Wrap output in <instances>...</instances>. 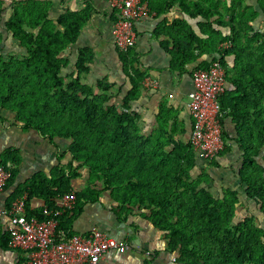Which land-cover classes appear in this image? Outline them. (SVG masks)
<instances>
[{
  "label": "trees",
  "instance_id": "trees-1",
  "mask_svg": "<svg viewBox=\"0 0 264 264\" xmlns=\"http://www.w3.org/2000/svg\"><path fill=\"white\" fill-rule=\"evenodd\" d=\"M146 1L157 17L173 7L183 14L164 18L155 30L168 39L163 45L169 46L172 66L184 70L203 55L218 57L224 66L231 87L219 99L221 124L225 116L234 124V141L242 152L237 170L241 189L224 188L216 195L205 186L207 174L192 175L195 150L166 128L173 117L163 106L157 127L142 134L131 103L139 98L146 73L138 68L132 47L118 52L130 83L119 101L112 100L113 84L85 82L92 49L78 48L73 63L65 51L96 12L90 0L57 16H51L49 0H18L0 20V47L10 38L21 48L7 55L0 48V122L37 131L57 149V163L17 184L6 204L26 193V215L42 219V207L31 209L29 202L40 198L53 207L58 195L73 191L72 180L85 169L82 188L73 191L74 208L59 218L57 229L67 235L75 234L70 224L84 204L107 192L119 221L137 215L163 233L164 252L175 264H264V223L253 212L239 216L246 201L264 214V33L254 26L260 16L264 20V0ZM3 4L0 0V19L7 9ZM190 19H198L197 31ZM226 41L231 46L221 47ZM225 57L233 58L232 71ZM201 63L197 68H207ZM222 135L218 156L229 150L223 128ZM20 162L17 148L0 153V165H11L5 189L15 182ZM10 249L0 226V251Z\"/></svg>",
  "mask_w": 264,
  "mask_h": 264
},
{
  "label": "crops",
  "instance_id": "crops-1",
  "mask_svg": "<svg viewBox=\"0 0 264 264\" xmlns=\"http://www.w3.org/2000/svg\"><path fill=\"white\" fill-rule=\"evenodd\" d=\"M13 1L18 0H3V7L9 11L8 6ZM49 1L52 5L51 16H57L64 9H78L84 2V0ZM90 1L96 12L82 29L76 42L65 51V55L73 63L78 48H91L94 58L90 65V71L85 76V82L96 85L98 81L103 80L113 84L110 92L113 93L112 100L117 102L129 90L130 83L123 70V64L111 34V25L115 15L106 0ZM251 2L253 3L255 0H251ZM182 16L183 14L179 12L178 8L173 7L166 14L158 17L150 12L147 17L136 22L137 36L132 49L138 59V68L146 73L145 77L156 80L158 88L148 89L142 85L140 96L131 103V109L139 115V127L142 134L147 136L157 127V114L160 107L163 106L173 117L167 123L166 128L169 131L173 129V137L176 140L189 143L192 124L189 112V94L194 87L192 73L199 64H202V61L208 66L213 56L203 55L195 62L185 65L184 70L172 66V57L168 52L169 46L166 48L163 45L168 39L165 35H157L155 30L164 18L172 20ZM260 19L263 20V17L260 16L257 22ZM189 21L197 31L198 19ZM1 22L0 27H2ZM254 26L256 27V24ZM225 32H227L226 29ZM225 61L226 69L232 71L233 58L225 57ZM230 87L231 84L226 78L225 91ZM222 128L229 150H226L221 156H217L213 160L215 164H212V160L209 163L195 151L196 165L192 169L193 176L207 174L208 181L205 186L216 195L221 194L224 188L241 189L237 170L242 152L234 141L236 131L230 117L225 116ZM11 147L19 150L21 162L15 182L11 187L5 189L0 197L2 205H6L8 196L17 184L23 183L37 171L49 172L57 163V149L40 137L37 131L25 132L15 124L0 122V153ZM85 172L86 170L82 169L81 177L72 180L73 191L82 188ZM29 203L31 209L44 205V201L40 198H33ZM112 207H114L113 201L108 193L104 192L98 201L85 203L81 212L70 224L71 230L77 234L85 235L93 229H98L127 243L128 249L125 252L109 251L102 257L100 264H147L146 259L151 258L150 253L153 254L155 251H158V254L153 260V264H169L168 262L174 261L172 260L173 256L164 252L163 233L154 229L149 222L137 215L119 221L112 211ZM4 222V218L0 219L2 229ZM2 252H8V255L3 256ZM0 254L1 258H10L9 264H27V255L22 250L10 249L0 251ZM6 260L3 259L1 262Z\"/></svg>",
  "mask_w": 264,
  "mask_h": 264
},
{
  "label": "built area",
  "instance_id": "built-area-1",
  "mask_svg": "<svg viewBox=\"0 0 264 264\" xmlns=\"http://www.w3.org/2000/svg\"><path fill=\"white\" fill-rule=\"evenodd\" d=\"M113 10L111 34L118 52L133 47L137 32L135 24L150 14L146 0H106ZM226 41L221 47L228 48ZM226 72L218 57L209 62L207 68H197L192 73L193 90L190 92L189 112L192 118L190 143L205 160L215 159L224 146L221 124L220 96L225 91ZM142 85L148 89L158 88V82L145 77ZM11 176V165H0V197ZM23 193L10 202L0 204V219H5L3 230L9 236L12 249L22 250L27 255V264H100L109 251L125 252L128 245L124 240L93 229L90 233L67 235L58 230L63 212L74 208V192L60 194L55 205H43V218L27 216ZM172 260H175L173 257Z\"/></svg>",
  "mask_w": 264,
  "mask_h": 264
},
{
  "label": "rangeland",
  "instance_id": "rangeland-1",
  "mask_svg": "<svg viewBox=\"0 0 264 264\" xmlns=\"http://www.w3.org/2000/svg\"><path fill=\"white\" fill-rule=\"evenodd\" d=\"M254 1V0H253ZM255 3V2H254ZM9 11H7V10H4L3 12H2V14H1V19L0 20H5L4 18L5 17H7L6 16V14L8 13ZM228 16V14H225V18H228L227 17ZM258 21V20H257ZM255 22V24H256V28L260 31V32H262V33H264V24H263V20H259V22ZM1 48V51L5 54V55H7V54H10V53H14L15 51H20L21 50V48H19L13 41H12V39H10V38H8V39H6L3 43H2V46L0 47ZM9 124H12V123H9ZM63 148H64V144H63V146H62V148H61V150H63ZM67 158H68V156L67 155H65V157L63 158V160H67ZM209 162V161H208ZM210 163V162H209ZM246 201V200H245ZM247 203H246V206L244 207L243 206V208H241V210H240V212H239V216H241L243 213H251V212H253V213H256V221L259 219V222H261V224H263L264 223V214H261V213H258L257 211H255V209H254V207H253V205H252V203H249L248 201H246ZM263 222V223H262ZM1 254H3V256H7L8 255V252L6 253H1ZM0 254V255H1ZM151 254H152V252L150 253V255L149 256H151ZM2 256V255H1ZM170 256V255H169ZM3 259H7L5 262H1ZM9 259L10 258H6V257H0V264H9ZM169 264H175V263H173V261L170 263V262H168Z\"/></svg>",
  "mask_w": 264,
  "mask_h": 264
}]
</instances>
